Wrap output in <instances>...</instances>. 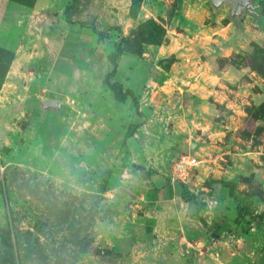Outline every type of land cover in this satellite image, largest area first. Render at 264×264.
I'll use <instances>...</instances> for the list:
<instances>
[{
  "label": "rangeland",
  "instance_id": "374dc122",
  "mask_svg": "<svg viewBox=\"0 0 264 264\" xmlns=\"http://www.w3.org/2000/svg\"><path fill=\"white\" fill-rule=\"evenodd\" d=\"M72 3L0 0V264H264V21L211 0ZM123 37L140 54L115 79L139 112L104 83ZM54 97L59 122L33 106ZM187 154L201 163L179 177Z\"/></svg>",
  "mask_w": 264,
  "mask_h": 264
},
{
  "label": "trees",
  "instance_id": "16d2710c",
  "mask_svg": "<svg viewBox=\"0 0 264 264\" xmlns=\"http://www.w3.org/2000/svg\"><path fill=\"white\" fill-rule=\"evenodd\" d=\"M76 3H77V0H73L72 5H70L68 7V11H70L71 9L76 7ZM68 22L70 25H77V26L79 25V26L84 27V28H94L95 32L97 34H99L101 36V38L104 37L103 34L100 31H98L95 27H93L91 24L84 23V22H74L70 18L68 19ZM125 54H132V55H139L140 54L138 46L129 37H123L118 43H116L115 51L110 54L109 60L113 65V69H112V71H110L107 74V76L104 80V83L111 90L116 101L121 102V103H125L129 99H132L136 110L139 112L140 100L137 97V95L135 94V92L130 88H125L124 84L121 81L115 79L117 74H118V68H119L118 61ZM138 128H139V125L134 126L133 129L129 133L130 136H134V134L136 133V130ZM228 187H230L229 184H228ZM184 196H185V194L182 195V197H184ZM231 196L235 197V193L232 189H231ZM184 198L186 200V197H184ZM189 202L194 203V201H192V199ZM238 212H239V217H245V214L249 213V209L241 208V209H239Z\"/></svg>",
  "mask_w": 264,
  "mask_h": 264
},
{
  "label": "water",
  "instance_id": "95a60500",
  "mask_svg": "<svg viewBox=\"0 0 264 264\" xmlns=\"http://www.w3.org/2000/svg\"><path fill=\"white\" fill-rule=\"evenodd\" d=\"M179 1L181 4L183 3V0ZM211 4L215 11L221 9L225 4L231 5L232 19L234 21H239L247 15H253L264 21V0H211ZM33 106L54 121L59 122V117L64 110L65 104L57 97H54L35 100L33 101ZM199 147V144L192 143L191 152L194 153Z\"/></svg>",
  "mask_w": 264,
  "mask_h": 264
},
{
  "label": "built area",
  "instance_id": "2783aa9c",
  "mask_svg": "<svg viewBox=\"0 0 264 264\" xmlns=\"http://www.w3.org/2000/svg\"><path fill=\"white\" fill-rule=\"evenodd\" d=\"M158 1H166V0H158ZM201 161L194 157L192 154L183 155L180 160L176 163L174 167L175 175L179 177H187L189 176V171L192 167L197 166L200 164Z\"/></svg>",
  "mask_w": 264,
  "mask_h": 264
},
{
  "label": "crops",
  "instance_id": "0c3cea01",
  "mask_svg": "<svg viewBox=\"0 0 264 264\" xmlns=\"http://www.w3.org/2000/svg\"><path fill=\"white\" fill-rule=\"evenodd\" d=\"M163 186H165V187L162 190V192L160 193L162 195V196L160 195L162 197V199H165L166 201H171L173 199L180 197L179 196L180 194H178V190L176 189V187L173 184H168V185H163ZM182 195H181V197H182Z\"/></svg>",
  "mask_w": 264,
  "mask_h": 264
}]
</instances>
